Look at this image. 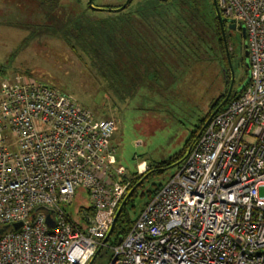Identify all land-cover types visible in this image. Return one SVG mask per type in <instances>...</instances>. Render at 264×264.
I'll return each mask as SVG.
<instances>
[{
	"label": "built area",
	"instance_id": "2783aa9c",
	"mask_svg": "<svg viewBox=\"0 0 264 264\" xmlns=\"http://www.w3.org/2000/svg\"><path fill=\"white\" fill-rule=\"evenodd\" d=\"M216 3L245 27V82L107 264H264V0ZM115 129L54 86L0 78V264L88 263L132 178L115 164ZM78 188L80 224L66 209Z\"/></svg>",
	"mask_w": 264,
	"mask_h": 264
},
{
	"label": "rangeland",
	"instance_id": "374dc122",
	"mask_svg": "<svg viewBox=\"0 0 264 264\" xmlns=\"http://www.w3.org/2000/svg\"><path fill=\"white\" fill-rule=\"evenodd\" d=\"M124 1L93 0L92 3L116 8ZM143 1L133 0L130 7ZM84 2L60 0L61 5L75 12L83 8ZM209 2L198 0L204 14L208 13ZM39 11L34 0H0V78L39 81L54 86L70 95L95 118L114 119L116 129L110 145L114 148L115 164L123 167L127 175L134 176L142 163L147 169L149 163L166 160L182 149L184 141L208 113L210 104L227 92L230 70L228 74L215 62L188 65L176 72L170 82L166 80L167 83L161 85L139 88L140 80L141 83L145 80L143 68L134 59L132 64L123 56L121 60L126 67H120L119 81L110 84L79 48L71 49L51 31H39L36 23L46 22ZM225 38L233 54L232 88L238 91L247 74L246 62L244 65L239 62L240 58H246V32L239 24L235 29L226 28ZM177 167L149 175L137 188L129 203L133 205L129 206L132 218L137 217L147 199L145 191L151 190L154 184L164 183ZM258 195L264 196L263 187L258 188ZM88 204V194L78 188L66 209L80 224V208ZM111 245L112 236L91 264H107L112 255Z\"/></svg>",
	"mask_w": 264,
	"mask_h": 264
},
{
	"label": "trees",
	"instance_id": "16d2710c",
	"mask_svg": "<svg viewBox=\"0 0 264 264\" xmlns=\"http://www.w3.org/2000/svg\"><path fill=\"white\" fill-rule=\"evenodd\" d=\"M34 1L46 20L41 24L36 23L40 27L39 31H51L71 49L79 48L110 84L119 81L120 67H126L125 62L121 60L123 56L130 59L128 62L132 64L134 59L143 68L142 78L144 76L145 80L142 83V79L140 80L139 88L170 82L176 72L182 71L188 65L215 62L229 74L225 47L212 0L209 2L207 14L200 9L198 0H145L132 8L131 0L120 11H96L91 9L85 0L83 8L77 12L61 5L60 0ZM74 2L80 4L81 0ZM229 56L234 67L233 54L229 52ZM239 62L244 65L245 59L240 58ZM225 94L222 93L210 104L208 113L184 141L182 149L166 160L149 163L147 169L140 174L135 172L127 191L146 172L155 169L151 174L160 173L162 168L181 158L199 128ZM162 184H154L151 190L145 191L147 199L143 207ZM136 192L137 189L127 199L117 217L108 237L110 239L112 236V244L117 243L126 234L137 218L131 217L129 208L133 207L129 203Z\"/></svg>",
	"mask_w": 264,
	"mask_h": 264
},
{
	"label": "water",
	"instance_id": "95a60500",
	"mask_svg": "<svg viewBox=\"0 0 264 264\" xmlns=\"http://www.w3.org/2000/svg\"><path fill=\"white\" fill-rule=\"evenodd\" d=\"M93 0H87V4L88 6L93 9V10H96V11H120L122 9H124L129 3L131 0H125L123 4H121L120 6L116 7V8H104V7H98V6H95L93 5L92 3ZM213 1V6H214V10H215V14H216V17H217V20H218V23H219V28H220V32H221V37H222V41H223V44H224V47H225V53H226V57H227V62H228V66H229V70H230V73H231V80H230V84L228 86V89H227V92L224 96V98L219 102V104L212 110V112L210 113V115L207 117V119L204 121V123L202 124V126L200 127V129L198 130V132L196 133V136L195 138L192 140L191 144L188 146L185 154L179 158L178 160H176L175 162H173L172 164L168 165L167 167L165 168H169V167H173V166H178L184 159L185 157L187 156L192 144L195 142V140L199 137L200 133L202 132V130L204 129V127L206 126V124L209 122L210 118L219 110V108H221L225 103L226 101L228 100L230 94H231V91H232V87H233V68H232V65H231V61H230V56H229V49H228V46H227V42H226V38H225V33H224V23L227 22L228 23V28L229 29H235V23L231 22L230 20L226 19V18H223L220 14V11L217 7V3H216V0H212ZM241 29L242 30H245L244 28V25L241 24ZM244 56L246 57L245 58V62H246V67H247V50L244 49ZM240 89V87H239ZM165 168H162V170H164ZM155 169H152L148 172H146L128 191L127 193L125 194V196L123 197V199L121 200L119 206L117 207L116 209V212L113 216V219L110 223V226H109V229L106 233V236L103 238L102 242H101V245L97 248L95 254L91 257V259L88 261L87 264H91L92 261L94 260V258L97 256V254L99 253V251L101 250V248L103 247V245L105 244V242L107 241L108 237L110 236L112 230H113V227L115 225V222L117 220V217L119 216L123 206L125 205L127 199L134 193V191L144 182V180L152 173L154 172ZM20 223H16L14 224V227L17 228L19 227Z\"/></svg>",
	"mask_w": 264,
	"mask_h": 264
},
{
	"label": "flooded vegetation",
	"instance_id": "af4514ba",
	"mask_svg": "<svg viewBox=\"0 0 264 264\" xmlns=\"http://www.w3.org/2000/svg\"><path fill=\"white\" fill-rule=\"evenodd\" d=\"M236 26H237V25H236ZM236 26H235V28H236ZM226 28H228V23H227V22L224 23V33H225V29H226ZM228 29H229V28H228ZM233 92H234V90H233V88H232L231 94H233ZM231 94H230V96H231ZM230 96H229V98H230ZM229 98H228V99H229ZM199 129H200V128H199Z\"/></svg>",
	"mask_w": 264,
	"mask_h": 264
},
{
	"label": "bare ground",
	"instance_id": "6f19581e",
	"mask_svg": "<svg viewBox=\"0 0 264 264\" xmlns=\"http://www.w3.org/2000/svg\"><path fill=\"white\" fill-rule=\"evenodd\" d=\"M218 104H219V103H218ZM218 104H217V105H218Z\"/></svg>",
	"mask_w": 264,
	"mask_h": 264
}]
</instances>
